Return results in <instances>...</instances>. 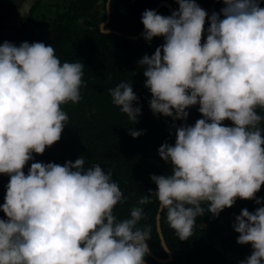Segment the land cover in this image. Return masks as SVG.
Here are the masks:
<instances>
[{"label":"clouds","instance_id":"1","mask_svg":"<svg viewBox=\"0 0 264 264\" xmlns=\"http://www.w3.org/2000/svg\"><path fill=\"white\" fill-rule=\"evenodd\" d=\"M222 2L210 17L196 0H176L179 8L169 16L145 10L141 17L146 41L164 39L138 61L151 111L186 120L187 109L198 104L203 117L177 127L174 145L160 146L171 172L152 175L156 191L138 201L146 205L155 197L180 241L193 236L198 217H218L238 198L262 203L256 193L264 185V8L259 0ZM84 68L61 62L43 42L0 44V174L9 176L0 205L6 216L0 218V264H145L151 251L152 226L141 225L144 208L134 206L124 219L114 214L127 198L111 170L85 168L79 157L64 165L32 163L24 172L33 153L60 141L69 124L64 106L78 104L87 87ZM108 92L137 123L141 107L134 106L132 83ZM233 229L237 243L253 250L240 264H264V206L242 209Z\"/></svg>","mask_w":264,"mask_h":264},{"label":"trees","instance_id":"2","mask_svg":"<svg viewBox=\"0 0 264 264\" xmlns=\"http://www.w3.org/2000/svg\"><path fill=\"white\" fill-rule=\"evenodd\" d=\"M22 1L23 6L21 0H0V44L8 41L16 46L23 42L52 45L61 62L79 61L85 65L83 79L87 84L81 89L83 98L78 104L64 106L69 124L65 125L60 141L47 147L43 154L33 153V159L24 168L25 174L32 163L64 165L79 157L85 160V168L100 164L105 171L111 170L112 179L127 198L126 202L117 204L114 214L124 219L130 216L134 206L143 207L146 219L141 225L152 226V237L147 243L156 256L167 258L169 254L156 223L157 214L161 212L158 201L155 197L146 205H138V201L149 190L156 191L152 175L171 172L170 164L158 154L160 146L165 142L174 145L177 127L194 126L203 117L198 104L187 109L186 120L154 115L150 109L151 93L145 87L144 68L138 61L145 55H153L164 39L156 37L148 42L143 34L128 35L144 28L142 13L154 10L161 0H110V18L104 27L114 31L102 30L100 26L108 16L107 0H29V7L26 0ZM169 1L178 10L176 0ZM196 1L204 5L199 6L209 17V11L219 13L225 7L222 0ZM259 5L264 8V0H259ZM156 12L164 16L172 14L165 4ZM208 26L206 22L204 40ZM120 82L132 83L138 97L134 106L141 107V115L135 124L112 104L108 90ZM260 114L264 115V111ZM223 123L232 126L229 120ZM261 126L264 127V123ZM130 130L143 134L133 138ZM8 182L9 176L0 174V205L4 203ZM256 196L262 200L260 205L254 200L238 198L234 206L225 208L218 217L211 213L198 217L194 234L186 241L178 239L161 212L162 234L173 257L160 260L149 253L145 259L150 264H240L253 250L250 244L237 243L239 234L234 231L233 224L242 209L254 212L264 206V185ZM0 218L6 219L3 211H0Z\"/></svg>","mask_w":264,"mask_h":264},{"label":"water","instance_id":"3","mask_svg":"<svg viewBox=\"0 0 264 264\" xmlns=\"http://www.w3.org/2000/svg\"><path fill=\"white\" fill-rule=\"evenodd\" d=\"M199 5H201V6H204L201 2H199V1H196ZM163 4H165V5H167L168 6V8H169V10H170V12L172 13L173 11H175V8H174V6H173V4L171 3V1H169V0H161L158 4H157V6L154 8V10L156 11L161 5H163ZM107 9H108V16H107V18H106V20L104 21V22H102L101 23V28H102V30H105V31H114V29H111V28H108V29H106L105 27H104V25L107 23V21L109 20V18H110V0H107ZM209 14H210V16H211V14H212V12H210L209 11ZM115 31H117V30H115ZM117 32H120V31H117ZM144 33V28L139 32V33H137V34H130V35H128V36H131V37H136V36H140V35H142ZM157 228H158V231H159V233H160V236H161V240H162V243H163V245H164V247H165V249H170V247H169V245L167 244V242H166V240H165V238H164V236H163V234H162V228H161V212H159L158 214H157ZM168 252V254H169V256L167 257V258H162V257H159V256H156L152 251H150V253L151 254H153V255H155L158 259H160V260H169V259H171L172 257H173V253H172V251H171V249L169 250V251H167ZM145 263L146 264H150L146 259H145Z\"/></svg>","mask_w":264,"mask_h":264},{"label":"rangeland","instance_id":"4","mask_svg":"<svg viewBox=\"0 0 264 264\" xmlns=\"http://www.w3.org/2000/svg\"><path fill=\"white\" fill-rule=\"evenodd\" d=\"M30 1H36V0H30ZM29 0H26V4L28 5V7L31 5V2ZM22 6H23V1L21 0ZM41 4H44V2H42Z\"/></svg>","mask_w":264,"mask_h":264}]
</instances>
